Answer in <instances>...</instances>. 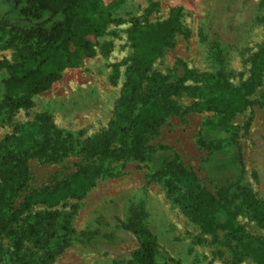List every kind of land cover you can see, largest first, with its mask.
Returning a JSON list of instances; mask_svg holds the SVG:
<instances>
[{
	"label": "rangeland",
	"instance_id": "rangeland-1",
	"mask_svg": "<svg viewBox=\"0 0 264 264\" xmlns=\"http://www.w3.org/2000/svg\"><path fill=\"white\" fill-rule=\"evenodd\" d=\"M100 2L107 8L109 19L97 39L94 55L65 68L49 89L31 97L29 106L17 110L0 107V140L7 134L20 135L30 129L35 116L41 113L50 117L55 129L71 134L77 143L105 128L113 116L133 52L128 36L133 22L144 25L161 21L172 10L178 11L180 28L174 41L161 50L151 66L163 75H169L174 61L181 59L196 74H222L239 86L248 79L254 57L264 48V0ZM9 9L10 5L0 0V13ZM6 38L0 32V60L19 61L26 45H10ZM29 43L32 48L40 46L36 40ZM187 82L202 85L201 81ZM202 99L201 95L187 93L175 98L183 109ZM250 99L249 106L230 118V130L204 133L207 138L228 144L220 152L209 153L197 142L203 121L212 117V112L173 114L147 142L153 148L150 159L128 157L105 163L94 184L79 196L53 205H33L23 214L19 228L33 221L38 211L56 210L58 214L44 227L39 242L23 247L30 264H40L50 252L52 257L46 264H130L139 244L133 226L137 221L157 241L169 264H264V228L243 208H238L233 221L259 245L262 243L256 252L228 232L229 222L222 215L215 232L201 230L188 213L191 187L184 177L170 176L176 183L171 190L166 184L168 176H155V170L177 154L206 189L213 192L221 178L240 175L241 184L264 202V74ZM233 131L234 140L228 142ZM94 161L79 154L59 162L30 158L31 178L22 195L67 179L77 163ZM234 202L240 206L241 197L236 196ZM0 264H9V260Z\"/></svg>",
	"mask_w": 264,
	"mask_h": 264
},
{
	"label": "trees",
	"instance_id": "trees-1",
	"mask_svg": "<svg viewBox=\"0 0 264 264\" xmlns=\"http://www.w3.org/2000/svg\"><path fill=\"white\" fill-rule=\"evenodd\" d=\"M1 1H6L10 9L0 13V32L7 35L8 44L27 47L17 62L0 60V107L17 110L29 106L33 95L49 89L65 68L75 67L82 58L94 55L109 12L100 0ZM178 16V11L172 10L165 20L144 25L133 22L128 35L133 52L113 116L105 128L77 143L71 134L55 129L50 117L41 113L35 116L30 129L20 135L7 134L0 140V263L9 260V264H30L23 247L29 242H39L44 227L58 214L56 210L38 211L33 221L19 228L23 214L33 205H53L79 196L94 184L105 163L128 157L150 159L153 148L147 142L158 133L168 116L210 111L212 117L203 121L198 145L209 153L220 152L228 145L207 138L204 133L213 129L230 130V118L252 103L250 95L263 81L264 48L254 57L248 79L239 86L232 85L222 74H196L181 59L174 61L169 75L155 72L151 69L152 62L164 47L173 43L180 28ZM32 40L40 46L32 48L29 43ZM189 80L201 81L202 85H190ZM182 93L201 95L203 99L183 109L175 100ZM233 140L234 131L228 142ZM75 154L95 161L77 163L67 179L30 189L22 195L31 178L30 158L59 162ZM155 176H168L166 184L171 190L176 188V183L170 176L188 181L191 187L187 195L188 213L202 231L215 232L222 215L229 222L228 232L240 244L253 252L262 245L233 221L238 208H243L264 228V202L241 184L240 175L221 178L212 192L173 154L155 170ZM236 196L241 197L240 206L235 205ZM133 226L139 244L131 254L130 264H169L148 230L138 221ZM51 257L50 252L40 264H46Z\"/></svg>",
	"mask_w": 264,
	"mask_h": 264
}]
</instances>
